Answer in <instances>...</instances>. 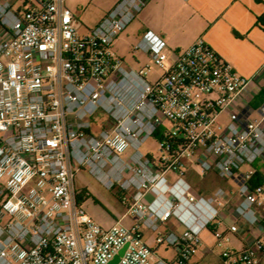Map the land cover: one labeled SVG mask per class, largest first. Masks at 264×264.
<instances>
[{
  "label": "built area",
  "instance_id": "obj_1",
  "mask_svg": "<svg viewBox=\"0 0 264 264\" xmlns=\"http://www.w3.org/2000/svg\"><path fill=\"white\" fill-rule=\"evenodd\" d=\"M15 1L0 0V264H106L124 245L116 264H192L205 229L224 264H260L264 100L249 104L254 76L237 73L203 37L170 52L150 30L130 47L144 61L127 64L113 42L149 0H117L84 33L65 0ZM152 138L156 158L142 150ZM184 161L235 188L204 195ZM82 169L124 192L132 227H103L85 210L75 185ZM171 218L180 232L160 230ZM239 221L257 233L230 248ZM143 229L174 257L146 244Z\"/></svg>",
  "mask_w": 264,
  "mask_h": 264
},
{
  "label": "crops",
  "instance_id": "obj_2",
  "mask_svg": "<svg viewBox=\"0 0 264 264\" xmlns=\"http://www.w3.org/2000/svg\"><path fill=\"white\" fill-rule=\"evenodd\" d=\"M116 2L117 0H65L78 21V13L86 19L87 24L80 21L77 24L82 33L96 25ZM259 16H264V0H149L115 41L123 33L133 36L136 41L141 33L150 30L162 37L167 49L173 52L184 49L198 37H203L237 73L246 77L254 76L256 86L248 100L249 104L256 108L264 100V23L258 21ZM139 54L140 56L133 57L134 62L130 66L137 67L144 61L145 56ZM250 116L257 117V112L252 111ZM223 119L226 117L223 116ZM183 167L185 173L193 171L198 174L196 167L188 161H184ZM169 176L175 177L174 174ZM80 189L85 194V197L80 199L82 206L100 225L109 227L116 220L129 227L134 225L135 217L125 214L126 206L114 219L104 221L94 207H85L84 199L88 193L84 188ZM234 201H237L236 196ZM232 220L233 218H230V222ZM238 225L235 236L242 247L257 231L241 221ZM167 229L180 232L182 225L175 218H171L160 227L161 231ZM204 232L211 234L205 229L201 235ZM141 234L145 243L156 249L159 255L167 260L174 257L173 248L156 243V232L143 229ZM198 248L199 246L192 256V264H199L196 260ZM260 264H264V253L260 255Z\"/></svg>",
  "mask_w": 264,
  "mask_h": 264
},
{
  "label": "rangeland",
  "instance_id": "obj_3",
  "mask_svg": "<svg viewBox=\"0 0 264 264\" xmlns=\"http://www.w3.org/2000/svg\"><path fill=\"white\" fill-rule=\"evenodd\" d=\"M31 2H33V4H36L37 0H16L14 3V7H28L31 5ZM77 17L79 18V21L81 23L87 24L86 19H84L83 16L80 15V13L77 14ZM79 21L77 19V24H79ZM134 42L135 41L133 36H126V34L124 33L119 39H117L116 41L114 40L113 42L115 51L129 65L133 64V57L140 56L139 53L131 54L130 47ZM158 74L159 70L156 68H152L147 73V77L152 80ZM166 126L168 128L172 127L168 123H166ZM156 144L157 141L152 138L144 143V145L142 146V150L151 152L150 156L156 158ZM123 157H125V154L123 155ZM77 173L75 175L76 188H84L85 192L88 193V195H86V198L84 199L85 207H94V209L97 210L104 221L114 219L118 213H121L125 209V205L121 200V195H123L124 192L121 191L118 187H115L113 189L106 188L102 184V182L94 177L87 169L79 170ZM186 174L187 179L191 182L195 189H197L204 195L210 194L217 187H223L229 191L235 188L232 183L227 180L221 179L214 172H207L205 174L198 175L191 171ZM226 223H230V218H226ZM227 234L228 240L226 244L230 248L239 249L241 247V244L235 234ZM221 250L222 248L220 246H217L216 239L213 237V235L204 232L201 235V243L196 252V260H198L199 264H224L220 257Z\"/></svg>",
  "mask_w": 264,
  "mask_h": 264
},
{
  "label": "water",
  "instance_id": "obj_4",
  "mask_svg": "<svg viewBox=\"0 0 264 264\" xmlns=\"http://www.w3.org/2000/svg\"><path fill=\"white\" fill-rule=\"evenodd\" d=\"M125 248L126 245L122 246L106 264H116L119 261L120 257L123 255Z\"/></svg>",
  "mask_w": 264,
  "mask_h": 264
},
{
  "label": "trees",
  "instance_id": "obj_5",
  "mask_svg": "<svg viewBox=\"0 0 264 264\" xmlns=\"http://www.w3.org/2000/svg\"><path fill=\"white\" fill-rule=\"evenodd\" d=\"M258 21L261 23H264V16H259L258 17ZM157 135V133H156ZM261 181L260 177H259V173H256L254 179L252 180V184H257Z\"/></svg>",
  "mask_w": 264,
  "mask_h": 264
}]
</instances>
